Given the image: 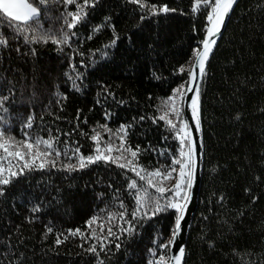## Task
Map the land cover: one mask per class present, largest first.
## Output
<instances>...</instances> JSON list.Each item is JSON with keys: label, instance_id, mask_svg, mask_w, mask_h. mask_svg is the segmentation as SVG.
Wrapping results in <instances>:
<instances>
[{"label": "trees", "instance_id": "1", "mask_svg": "<svg viewBox=\"0 0 264 264\" xmlns=\"http://www.w3.org/2000/svg\"><path fill=\"white\" fill-rule=\"evenodd\" d=\"M145 2L176 11L153 15L129 0H96L71 30L75 35L69 45L60 46L25 43L23 36L0 26L8 41L0 47V97L8 96L7 111L0 112L5 136L15 141H23L25 132L32 138L51 137L62 153L71 156L79 147L88 156L95 147L93 129L113 143L124 126L125 146L140 149L138 165L148 171L166 168L178 155L180 141L157 118L167 110L163 101L186 87L208 21L203 11L193 13V0ZM41 7L39 32L60 36L68 31L59 0ZM70 65L80 73L79 91L66 76H76ZM199 89L203 171L181 264H264V0L238 1ZM182 99L178 96L175 105L184 120ZM29 117L31 127L26 128ZM170 117L179 126L180 120ZM1 157H6L0 160L6 170L20 171V159ZM77 160L61 155L55 167L46 163L42 169L36 163L2 186L0 264H149L169 256V249L159 245L172 238L175 211L138 217L130 234L122 232L137 207L128 184L145 182L103 161L64 170ZM174 167L177 176L179 166ZM163 183L171 187L175 180ZM93 217L97 222L89 228ZM109 227L115 236L107 235ZM76 229L85 237L93 229L98 237L106 236L104 250L100 240L68 235ZM57 237L62 243H56ZM93 243L98 255L87 251Z\"/></svg>", "mask_w": 264, "mask_h": 264}, {"label": "snow or ice", "instance_id": "2", "mask_svg": "<svg viewBox=\"0 0 264 264\" xmlns=\"http://www.w3.org/2000/svg\"><path fill=\"white\" fill-rule=\"evenodd\" d=\"M59 2L65 7V11L62 14V20L63 27L68 30L64 31L60 36L38 31L40 28V17L42 12L41 6H46L49 3V0H0V26H7L17 36H23L25 43L52 42L58 46L69 45L71 37L75 35V33L71 32V30L87 16V8L95 7L96 0H59ZM129 2L137 4L141 9L147 7L153 15L176 11L175 9L168 8L166 5L157 9L155 5L146 4L145 0H129ZM236 2L237 0H193V13L203 11L206 16V20L208 21V25H206L205 29V39L201 42L203 48L202 50H197L195 52V62L192 70L189 72V80L187 81L188 87L185 89V85H181L180 88L174 90L173 96L163 101V107L167 110L157 118L164 121L166 127L169 130L174 131L175 137L180 141L178 155H174L172 157L171 163L166 168L161 167L153 171H148L139 166L137 160L140 149L139 147L133 149L131 146H125V136L127 134V130L124 126H121V129L119 130V132L123 133V135L114 134L118 135L120 142L119 146H114L112 143L102 144V137L100 133L93 129L95 134L90 138L94 142L95 147L93 149V154L88 156H84L80 152L79 147H76L73 150L71 156H68L67 151L62 153L59 149L54 148V141L51 137L48 139H44L42 137L32 138L25 132V139L23 141H15L13 137H6L5 133L0 130V150H3L7 156L14 155L24 161L19 172L12 171L11 168L6 170L2 165H0V195H3L2 186H6L11 183L12 178L22 175L25 169L33 170L37 167V160H41L38 167L42 169L45 167L46 163H50L52 167H55L56 159H58L61 155L66 156L69 160L78 158L77 163H68L63 166L66 171L83 169L90 164L97 163L98 161L115 164L117 167L134 172L140 181L145 182L143 185L138 186L136 180H132L128 184V189L134 190V198L137 207L131 213L132 220L125 221V223L128 224V227L121 228V231L130 234L134 230L132 221L137 220L138 217L141 219H150L159 213L172 209L176 213L175 227L171 231L172 239L168 243H161L159 247L164 250L169 249L170 246L174 245L182 228L181 222L184 219L185 203L183 202L188 200L186 189L192 187L193 166V141L191 131L188 124L184 123L181 118L180 111L175 105V100L178 96L183 98L185 91H191L194 93L191 97V109L196 131L199 132V80L205 75V61L211 53L212 47L216 44L215 38L221 31L225 17L228 15L232 6ZM72 5L75 6V11L68 10V7ZM141 19H143V17H141ZM29 31L33 33L31 36L28 35ZM94 31H99V28L94 29ZM89 39H91V37H89ZM7 43V38L0 35V47H6ZM112 43L114 44L115 40H113ZM34 54L35 51L33 50V55ZM70 67L74 72H76L75 65H70ZM181 71H183V69H181ZM66 76L70 81H72L73 87L79 91V87L76 85V80L80 78V73L76 72L75 78L68 73H66ZM7 100L8 96L0 97V112L7 111L4 107V102ZM170 116H175L180 120L179 126L173 121V119L170 118ZM2 119L3 117H0V120ZM77 119L79 120V114L77 115ZM25 127H31V117H29V121ZM100 127L108 132H111L110 129H107V125H101ZM41 146L45 149L44 151H41ZM10 148L14 149V152L10 151ZM113 152L117 154L113 155ZM53 155L56 159L49 160L48 157H52ZM4 158L6 157H0V159ZM120 161L124 162L121 163ZM176 165L179 166L178 175L173 176V173L177 172V168L174 167ZM6 171L7 175H5ZM169 180H175V183L172 184L171 187H165L163 182ZM221 199H223V197H221ZM120 207H124L123 202L120 203ZM141 213H143L142 216ZM125 215L126 212L121 211L119 213V218L124 219ZM113 218L114 214L110 213L109 220ZM97 219V217H93L89 220L87 222L88 227L91 228V226L97 222ZM51 231L52 229L49 228L48 232ZM100 231L104 232L103 225H100ZM68 235H80L85 242L90 239L100 240L101 251H103L105 247L103 240L107 239L106 236L103 238L98 237L94 229L87 237H85L79 229L70 230ZM107 235L115 236V233L112 232L110 227L107 229ZM116 238L118 239L119 237ZM64 239H68V236H65ZM56 243L60 244L62 243V240L57 237ZM119 246V244L116 245L117 248H119ZM87 251L98 255L95 243H93ZM152 254L155 255V252L153 251ZM183 254L184 249L183 247H180L178 254L170 257L162 254L157 261H149V264H168L169 261H171L172 264H181Z\"/></svg>", "mask_w": 264, "mask_h": 264}, {"label": "water", "instance_id": "3", "mask_svg": "<svg viewBox=\"0 0 264 264\" xmlns=\"http://www.w3.org/2000/svg\"><path fill=\"white\" fill-rule=\"evenodd\" d=\"M238 1L239 0H237V2L232 6V9L228 13V15L225 17L224 23L221 27V31L217 35V37L215 38L216 44L212 47V51L205 61V70H206L208 62L210 60V57H211L214 49L216 48V46H217V44L221 38V35L224 31V28L227 24V21L229 20L230 15H231L234 7L238 3ZM205 36H206V33H205ZM205 36H204L203 40L205 39ZM202 48H203V45L201 43L198 50H202ZM194 62H195V56H194L193 61L191 63L189 72L192 70ZM201 79L199 80V85H200ZM188 80H189V73H188L187 81ZM187 87H188V84H186L185 89ZM193 95H194L193 92L185 91L184 96H183V100H182L183 118H184L185 123L188 124V126H189V129L191 131L192 141H193L192 187L186 189L188 200L186 202L182 201L183 203H185L184 219L181 222L182 228H181V231L179 232V235L176 238L175 244L170 246V248L168 250V253H169L168 257L178 254L180 247H183V249L185 250L187 233H188L189 227L191 225V222H192V219H193V216L195 213V209L197 206L201 177H202V171H203V141H202V129H201V119H200V106L198 103V115H199V120H200V131L197 132L196 127H195V123L193 120L192 109H191V97ZM181 262H182V260H181ZM168 264H172V262L169 261Z\"/></svg>", "mask_w": 264, "mask_h": 264}, {"label": "rangeland", "instance_id": "4", "mask_svg": "<svg viewBox=\"0 0 264 264\" xmlns=\"http://www.w3.org/2000/svg\"><path fill=\"white\" fill-rule=\"evenodd\" d=\"M182 100H183V99H182ZM175 103L178 104V97H177V99L175 100ZM170 118H171V117H170ZM183 121H184V120H183ZM179 123H180V122H179ZM184 123H185V121H184ZM102 142H103L102 144H106V143H108V142L105 141V139L102 140ZM112 144H113L114 146H119V142H118V141H115V142H113ZM54 148H56V147H55V144H54ZM56 149H57V148H56ZM9 150L14 152V149H12V148H10ZM44 150H45V149H43V146H41V151H44ZM0 152H1V150H0ZM2 152H3V150H2ZM0 154H1V153H0ZM112 154H113V153H112ZM2 155L5 156L6 154L3 152ZM2 155H1V156H2ZM1 156H0V157H1ZM13 157H14V158H18V157H15L14 155H13ZM52 158H53V156H52V157H48L49 160H52ZM18 159H19V158H18ZM0 160H1V159H0ZM21 161H22V160H21ZM22 162L24 163V161H22ZM36 163H37V164H40V163H41V160H37Z\"/></svg>", "mask_w": 264, "mask_h": 264}]
</instances>
